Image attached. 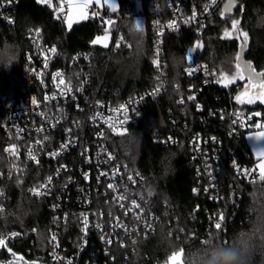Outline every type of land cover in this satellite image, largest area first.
<instances>
[{
    "label": "trees",
    "instance_id": "trees-1",
    "mask_svg": "<svg viewBox=\"0 0 264 264\" xmlns=\"http://www.w3.org/2000/svg\"><path fill=\"white\" fill-rule=\"evenodd\" d=\"M56 2L51 0L50 6L38 0H17L15 25L0 21V81L4 88L20 80L25 55L33 50L31 31H39L46 44L56 46L61 65H70L78 54L91 55L89 71L99 96L127 100L158 84L149 25L146 23L141 33L129 27L135 15L133 0H118V11L124 16L123 41L118 48H114L113 38L107 47L93 44L97 36L112 32L100 22L84 20L68 29L56 18ZM141 2L145 16L146 0ZM229 3L230 0H224L210 18L204 35L184 29L166 36L163 59L166 90L142 107L139 121L123 135L109 137V146L118 159L143 175L145 186L141 192L151 200L158 217L155 229L146 236L126 239L124 246L116 243L109 249L95 239L74 264H164L178 252L182 253V264H186V258L189 264H203L212 243L229 246L238 238L250 246L248 264H264V180L250 184L235 174L230 164L232 157L250 166L255 159L247 134L240 137L233 134L232 120L224 116L239 110L258 113L264 121V102L243 104L236 99L246 82L240 75L229 85L220 83L230 59L240 74L237 65L240 36L221 37L236 17L240 30L247 33L244 59L256 72H264V0H235L228 9ZM191 63L208 64L216 72L218 83L200 88L198 78L189 79L186 75ZM192 91L195 96L189 99ZM156 135H172L178 144L165 146L156 142ZM195 136L207 139L211 154L214 148L218 150L219 161L212 175H200L202 170L192 160L189 142ZM7 142L0 133L3 169L9 166L4 154ZM44 176L39 168L20 162L13 179L3 180L0 236L10 233L18 236L0 249V263H8L17 254L40 264H55L36 237L47 240L58 222L46 202H38L29 194V189ZM215 195L219 197L210 199ZM95 207L99 213L108 214L110 205L100 198ZM221 214L223 225L217 230L215 220ZM58 237L67 249L78 250L81 234L75 218L71 217L61 227Z\"/></svg>",
    "mask_w": 264,
    "mask_h": 264
},
{
    "label": "built area",
    "instance_id": "built-area-1",
    "mask_svg": "<svg viewBox=\"0 0 264 264\" xmlns=\"http://www.w3.org/2000/svg\"><path fill=\"white\" fill-rule=\"evenodd\" d=\"M56 1V18L66 25L68 3L65 0ZM223 2L146 0L147 13L144 17L152 33L153 64L159 82L127 100H114L96 94L89 71L91 55L78 54L71 59L70 65H61L56 46L46 44L39 31L30 32L33 50L25 55L20 80L5 88L0 81V133L8 140L4 145V154L9 163L6 169L0 167V198L4 197V191H1L3 180L13 179L18 163L35 166L43 172L44 178L29 189V194L38 202H46L47 209L58 222V227L50 230L47 240L36 237L52 263L74 264L95 239L109 249L116 243L124 246L126 239L146 236L155 229L158 217L151 200L141 192L145 186L144 177L140 171L118 159L109 146V137L126 132L137 123L142 107L166 90L163 60L166 36L184 29L204 35L210 18ZM16 3L17 0H0V21L9 26L15 25ZM85 11V21L100 22L112 30L109 31L114 36L111 41L114 48H118L123 41V14L95 4L89 5ZM108 20L113 23L109 25ZM52 48L56 49L55 53L51 52ZM186 75L189 79L198 78L200 88L218 83L216 72L206 63H191ZM61 78L64 84H60ZM15 86H18L16 90ZM194 96L195 91H192L189 97ZM224 116L230 117L232 123L235 121L232 132L237 137L264 129V121L258 113L238 110ZM156 142L169 147L178 144L172 135H156ZM13 145L15 154H12ZM208 145L207 139L199 136L189 142L192 160L198 163V170H202L200 175L204 176L212 175L214 165L219 161L218 150L214 148L211 154ZM230 164L242 181L250 184L258 181L260 171L256 160L250 166L232 157ZM121 196L124 199H118ZM218 197L215 195L210 199ZM100 198L110 205L108 214L99 213L95 207L96 200ZM133 202L139 207H134ZM71 217L75 218L81 234L77 251L67 249L58 237L61 227ZM218 221L219 218L215 223ZM219 222L223 225V221ZM13 234L0 238H4L6 243L14 241L18 235Z\"/></svg>",
    "mask_w": 264,
    "mask_h": 264
},
{
    "label": "rangeland",
    "instance_id": "rangeland-1",
    "mask_svg": "<svg viewBox=\"0 0 264 264\" xmlns=\"http://www.w3.org/2000/svg\"><path fill=\"white\" fill-rule=\"evenodd\" d=\"M65 1L68 3V0H65ZM140 1L141 0H133L135 15H134L133 20L131 21L132 25H130L129 27H131V29H134L135 33H136V31H138L139 33L143 32L144 31V26L146 24L145 23V17H144V14H143V8L141 7ZM72 2L73 3H80L81 0H72ZM110 3H114L116 5L115 11H117L119 9L118 0H110ZM93 4L98 6L96 4V0H92L90 5H93ZM100 5H102V6H99V7L106 6L107 8H109L107 6V4H104V0H100ZM109 9H110L111 12H115L111 8H109ZM84 11H85V9H84ZM85 13H86V11H85ZM85 19H80L75 13H73V23H72L71 27H69L68 26V22H67L66 23L67 28L71 29L75 24L81 23ZM233 20L239 21V18L236 17ZM233 20L231 21V27L228 28V29H225L223 31V33L221 34V37L223 39H232V38L237 37L241 33H246V32H242L240 30V26H239L240 22L238 23L237 28L234 30L233 27H232ZM126 25H128V24H126ZM137 25H139V30L137 29ZM226 33H227V35H226ZM105 36H107L106 40L104 39ZM97 38H100V40H101L100 43H94V41H96ZM112 38H113L112 37V33L107 32V33H105L103 35L97 36L94 39L93 44L94 45H100V46H103V47H105V44H107V46H109L110 43H111ZM240 39H242V38L240 37ZM197 47L201 48V44H198ZM243 47H244V45L241 46L240 51L238 53L237 65H240V67H238L240 72H242V71L244 72L243 78L246 79V82H245L243 88L240 90V92L238 93L237 96L241 97V99L239 100L240 103H247L249 98H254V101L257 100L255 98V96L257 95L258 89L252 88V87L249 86L248 74H247V71L244 69L243 66L244 65H250V63L248 61H246L242 57L241 50L243 49ZM256 73H260V72H256ZM222 76H223V78L220 80V83L221 84H225V85H229L230 83H232L233 81H235L239 77V72H238V70L235 67V62H233L231 59L228 60V62L226 63V66H225V68L222 71ZM246 90H247V93H246ZM42 239H44V238L42 237ZM1 248L2 247H0V249ZM178 253H180V259H179V261H177V264H182V253L181 252H178ZM0 264H40V263H38L37 261H34V260H28V259L22 257L21 255H17L16 254V255H14V257L8 263H0ZM168 264H173V262L170 260V258L168 260Z\"/></svg>",
    "mask_w": 264,
    "mask_h": 264
},
{
    "label": "snow or ice",
    "instance_id": "snow-or-ice-1",
    "mask_svg": "<svg viewBox=\"0 0 264 264\" xmlns=\"http://www.w3.org/2000/svg\"><path fill=\"white\" fill-rule=\"evenodd\" d=\"M91 2H92V0H81L80 3H73L72 0H68L69 15H68L67 22H68L69 27H71V25L73 23V13H75L80 19L86 18V13H85L84 9L88 8ZM38 3H47L51 6V0H38ZM96 4L98 6H102V5H100V0H96ZM104 4H107V6L109 8H111L113 11H115L116 5L114 3H110V0H104ZM234 4H235V0H230V3L226 6V8L230 9L231 7L234 6ZM107 23L109 25H111L113 23V21L108 20ZM238 23H239V21L233 20L232 27L234 30L237 28ZM137 29L139 30V25H137ZM226 35H227V33H226ZM241 35L243 36L244 43L246 44L247 33H241ZM104 39L106 40L107 36H105ZM100 42H101L100 38H97V40L94 41V43H100ZM105 47H107V44H105ZM51 52L55 53L56 49L52 48ZM238 67H240V65H238ZM243 67L247 71V74H248L249 86L252 88L258 89V92H257V95L255 96V98L260 99L262 102H264V72L256 73L255 70L252 69L251 65H244ZM239 75H240V78L242 79L244 76V72L243 71L240 72ZM60 84H64V80L62 78L60 79ZM65 87L67 88L68 86L65 85ZM156 91L158 92L159 89H156ZM246 93H247V90H246ZM193 98L194 97H189V99H193ZM236 99L239 101L241 99V97L237 96ZM32 102L35 104L36 103L35 99H33ZM253 102H254V98H249L248 103H253ZM121 107L123 108L124 106H121ZM124 110H125V112L127 111L126 108ZM125 118H127V117H125ZM233 123H235V121H233ZM123 134H124V132H121V135H123ZM255 138H264V133L257 134L255 136ZM15 152H16V148H15V145H13L12 154H15ZM257 154L260 157H264V150L258 151ZM32 158L35 159V157H32ZM259 171H260L259 179L264 180V163H261ZM49 179H51V178H49ZM128 179L131 180L132 177L129 176ZM109 187H112V185H109ZM36 194L39 195V192H37ZM118 199L122 200V199H124V197L121 196V197H118ZM133 206L136 208L139 207V205L135 204V202H133ZM121 207H123V205H121ZM223 219H224V216L221 214L219 217V221H223ZM85 220H86V218H85ZM219 221L215 224V228L217 230L221 229V222H219ZM85 227H87L86 224H85ZM13 235H16V234L14 233ZM225 244H226V242H225ZM5 246H6L5 239L0 238V247H5ZM179 259H180V253H173L172 256L170 257V260L173 262V264H177V261H179Z\"/></svg>",
    "mask_w": 264,
    "mask_h": 264
},
{
    "label": "clouds",
    "instance_id": "clouds-1",
    "mask_svg": "<svg viewBox=\"0 0 264 264\" xmlns=\"http://www.w3.org/2000/svg\"><path fill=\"white\" fill-rule=\"evenodd\" d=\"M5 70H7V67H5ZM249 256L250 246L238 238L236 242L229 246L212 243L203 264H248ZM186 264H189L187 258Z\"/></svg>",
    "mask_w": 264,
    "mask_h": 264
},
{
    "label": "crops",
    "instance_id": "crops-1",
    "mask_svg": "<svg viewBox=\"0 0 264 264\" xmlns=\"http://www.w3.org/2000/svg\"><path fill=\"white\" fill-rule=\"evenodd\" d=\"M254 102H256V100ZM247 103H243V104H247ZM260 133H264V129L263 130H259V131H255V132H252V133H249L247 135L248 144L251 147V150H252L254 159L257 162L258 169H260L261 163H264V157H260L257 154L258 151L264 150V138H255V136L257 134H260Z\"/></svg>",
    "mask_w": 264,
    "mask_h": 264
},
{
    "label": "water",
    "instance_id": "water-1",
    "mask_svg": "<svg viewBox=\"0 0 264 264\" xmlns=\"http://www.w3.org/2000/svg\"><path fill=\"white\" fill-rule=\"evenodd\" d=\"M234 8H233V10H234ZM239 36L242 38L241 39V46L244 45L243 49L241 50V54H242V57L245 58V54H246V51H247V42L245 44L244 43V38L241 36V34H239ZM258 104H263V102L260 99H257L256 102H255V105H258Z\"/></svg>",
    "mask_w": 264,
    "mask_h": 264
}]
</instances>
